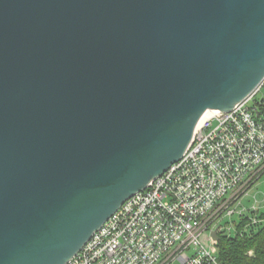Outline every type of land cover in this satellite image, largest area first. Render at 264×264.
Instances as JSON below:
<instances>
[{
    "label": "water",
    "instance_id": "water-1",
    "mask_svg": "<svg viewBox=\"0 0 264 264\" xmlns=\"http://www.w3.org/2000/svg\"><path fill=\"white\" fill-rule=\"evenodd\" d=\"M263 80L264 0H0V264H67Z\"/></svg>",
    "mask_w": 264,
    "mask_h": 264
},
{
    "label": "built area",
    "instance_id": "built-area-1",
    "mask_svg": "<svg viewBox=\"0 0 264 264\" xmlns=\"http://www.w3.org/2000/svg\"><path fill=\"white\" fill-rule=\"evenodd\" d=\"M207 113L184 156L128 199L67 264H222L212 234L242 236L261 222L264 198L249 208L243 199L264 175V80L231 111Z\"/></svg>",
    "mask_w": 264,
    "mask_h": 264
},
{
    "label": "trees",
    "instance_id": "trees-1",
    "mask_svg": "<svg viewBox=\"0 0 264 264\" xmlns=\"http://www.w3.org/2000/svg\"><path fill=\"white\" fill-rule=\"evenodd\" d=\"M259 219L261 222L243 230L242 236H220L217 248L222 264H264V210ZM247 224L248 219H244L239 227L244 229Z\"/></svg>",
    "mask_w": 264,
    "mask_h": 264
},
{
    "label": "rangeland",
    "instance_id": "rangeland-1",
    "mask_svg": "<svg viewBox=\"0 0 264 264\" xmlns=\"http://www.w3.org/2000/svg\"><path fill=\"white\" fill-rule=\"evenodd\" d=\"M255 196V199H254ZM264 198V175L261 177L259 183L254 187V189L250 192V197L243 199V206L246 208L251 207L256 199L258 201H262ZM234 221L237 220L236 217L233 218ZM231 221L229 219H226L222 222L223 225L230 223Z\"/></svg>",
    "mask_w": 264,
    "mask_h": 264
},
{
    "label": "bare ground",
    "instance_id": "bare-ground-1",
    "mask_svg": "<svg viewBox=\"0 0 264 264\" xmlns=\"http://www.w3.org/2000/svg\"><path fill=\"white\" fill-rule=\"evenodd\" d=\"M208 114H209V113H207V114L203 117V119H205V117H206ZM203 119H202V120H203ZM201 122H202V121H201Z\"/></svg>",
    "mask_w": 264,
    "mask_h": 264
}]
</instances>
